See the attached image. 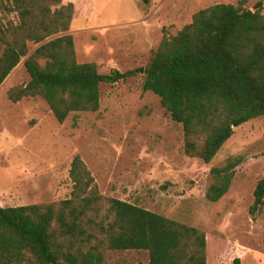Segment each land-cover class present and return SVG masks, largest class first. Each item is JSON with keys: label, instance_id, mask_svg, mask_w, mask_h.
Segmentation results:
<instances>
[{"label": "trees", "instance_id": "obj_1", "mask_svg": "<svg viewBox=\"0 0 264 264\" xmlns=\"http://www.w3.org/2000/svg\"><path fill=\"white\" fill-rule=\"evenodd\" d=\"M248 1L199 10L176 36L162 39L144 69L142 91L155 94L182 126L185 155L205 164L235 128L264 116V6L259 1L250 10ZM73 14V4L63 0H0V87L25 58L30 80L10 88L7 99L40 98L60 124L73 114L97 112L101 85L135 74L103 75L95 63H79L68 34ZM28 43L36 46L30 54ZM242 162L232 157L211 169L209 202L228 193ZM69 178V199L0 208V264H107L109 251H145L149 264H207L201 230L103 197L78 155ZM263 205L264 178L250 214Z\"/></svg>", "mask_w": 264, "mask_h": 264}, {"label": "rangeland", "instance_id": "obj_2", "mask_svg": "<svg viewBox=\"0 0 264 264\" xmlns=\"http://www.w3.org/2000/svg\"><path fill=\"white\" fill-rule=\"evenodd\" d=\"M239 0H63L72 3V35L79 63L103 75L133 71L102 84L97 112L58 123L40 98L14 104L7 91L30 77L22 59L0 87V208L57 203L71 197V161L78 155L100 194L201 230L207 264H264V205L253 217L254 190L264 178V116L234 129L205 164L184 153L182 126L152 92H143L144 69L162 39L191 24L199 10ZM249 0L246 8L256 3ZM264 15V10L262 12ZM29 54L36 46L28 43ZM143 71V72H141ZM243 158L226 195L205 198L210 171ZM107 264H149L145 251H109Z\"/></svg>", "mask_w": 264, "mask_h": 264}, {"label": "crops", "instance_id": "obj_3", "mask_svg": "<svg viewBox=\"0 0 264 264\" xmlns=\"http://www.w3.org/2000/svg\"><path fill=\"white\" fill-rule=\"evenodd\" d=\"M23 62H24V61H23ZM23 66H24V65H23ZM13 71H14V70H13ZM13 71H12V72H13Z\"/></svg>", "mask_w": 264, "mask_h": 264}, {"label": "water", "instance_id": "obj_4", "mask_svg": "<svg viewBox=\"0 0 264 264\" xmlns=\"http://www.w3.org/2000/svg\"><path fill=\"white\" fill-rule=\"evenodd\" d=\"M141 72H143V71H141Z\"/></svg>", "mask_w": 264, "mask_h": 264}]
</instances>
